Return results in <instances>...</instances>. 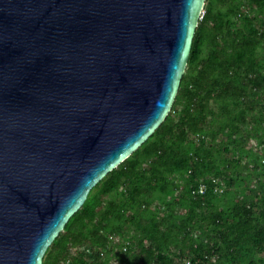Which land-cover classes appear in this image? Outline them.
Returning a JSON list of instances; mask_svg holds the SVG:
<instances>
[{
    "label": "water",
    "instance_id": "95a60500",
    "mask_svg": "<svg viewBox=\"0 0 264 264\" xmlns=\"http://www.w3.org/2000/svg\"><path fill=\"white\" fill-rule=\"evenodd\" d=\"M205 0H0V264H42L168 115Z\"/></svg>",
    "mask_w": 264,
    "mask_h": 264
},
{
    "label": "rangeland",
    "instance_id": "374dc122",
    "mask_svg": "<svg viewBox=\"0 0 264 264\" xmlns=\"http://www.w3.org/2000/svg\"><path fill=\"white\" fill-rule=\"evenodd\" d=\"M238 2L242 6L247 4L243 13L262 33L264 7H251L249 0H215L213 11L225 12ZM205 10L204 6L200 19ZM263 42L257 43L255 52L259 78H264ZM226 48L229 51V45ZM211 50V43L205 42L200 59H206ZM199 70L200 66H191L186 79L190 81ZM204 73L202 80L218 76L208 71ZM239 83L235 87L237 91L241 88L239 98L228 96L218 99L215 91L205 101L204 89H201L202 99H199L202 106H196L199 99L194 103L188 102L190 109L185 113H182V108L186 102L176 101L170 124L175 126L180 119L185 123L193 120L196 129L201 128L204 132H197L187 125L182 127L181 124L185 130L181 137L187 167L180 171H166L163 164V168L158 167L157 164L161 165L158 158H140L141 166L134 179L128 176L121 178L118 186L107 194L93 190L95 221L83 218L72 224L71 232L83 230L89 234L97 230L100 237H88L77 246L68 242L66 250L58 256V264H72L73 258L80 256V264H94L98 252H102L98 264H146L143 262L146 248L155 250L156 239L167 242L164 254L170 258L169 264H185L199 252L204 259L197 258L196 264H264V251L244 247L238 252L235 250L231 260L224 249L216 252L214 249L217 246H213L215 235L218 238L219 233L224 231L220 225L211 224L210 218L216 213L228 215L235 205L248 204L253 206L254 214L264 211V81L262 87L256 90L248 89L243 79ZM158 169L162 171L157 172ZM153 174L157 176L152 179ZM134 187L140 190L135 203L128 200L129 191L133 192ZM110 205L115 207L114 212L113 208H108ZM104 213H107V219H104ZM130 216L135 217L134 223ZM138 222L147 230L153 225V229L157 230L155 237L143 233ZM104 234H107L106 244L102 241ZM199 246L202 248L200 251ZM158 262L152 258L147 264Z\"/></svg>",
    "mask_w": 264,
    "mask_h": 264
},
{
    "label": "trees",
    "instance_id": "16d2710c",
    "mask_svg": "<svg viewBox=\"0 0 264 264\" xmlns=\"http://www.w3.org/2000/svg\"><path fill=\"white\" fill-rule=\"evenodd\" d=\"M215 0H205L204 6L206 8L203 18H199L198 25L195 29L189 56L187 59L186 67L182 75L178 92L176 94L173 105L165 117L164 121L155 130L152 136L147 139L135 152H133L126 160L119 164L117 168L107 174L89 193L86 201L82 207L69 219L64 229L55 238L52 244L47 249L42 264H58V256L62 255V252L66 250V245L71 242L73 246L82 244V241H86L88 237L98 238L100 233L97 230L88 232L85 234L83 230H72V224L77 221H82L83 218H87L89 222L95 221V215L93 212V201L95 197L92 195L96 190L99 194H107L114 190L120 179L128 176L134 179L135 172L141 166L140 158L151 159L156 157L160 160V164H157L159 168L162 164L166 167V171L183 170L187 167V159H185L181 136L185 134V130L181 128L187 125L190 129H194L197 132L204 133L202 129H196V124L193 120H179L177 125H171L170 117L171 112L174 110L176 101L186 102L183 105V112L189 111L188 102H195L201 98V89H204V100L208 101L215 91L218 99H222L228 96L239 98L241 88L239 91L235 89L237 85H240L239 80L244 81V84L248 89L256 90L262 87L264 78H259L257 74V64L255 62L256 48L259 41H264V31L259 33L254 27L253 21L245 13V5L240 2L231 6L225 12H214L213 4ZM219 1V0H218ZM224 2V0H222ZM207 4V6H206ZM249 6L254 8H263L264 0H249ZM203 6V8H204ZM212 34L213 37H209ZM211 43L213 50L207 56L206 59H200V51L205 42ZM223 45V47L221 46ZM230 47L229 51L226 46ZM264 47V42L261 43ZM264 50V48H263ZM200 66V70L194 78L190 81L186 79V73L190 72V67ZM204 71H208L211 74H217L218 76L211 80H202V76H205ZM205 82V83H202ZM191 83V84H190ZM195 87H198L196 89ZM202 99V98H201ZM202 101L199 99L196 102L197 107L202 106ZM201 111V109H200ZM201 118L204 119L203 116ZM182 121V122H181ZM222 131V129H220ZM176 132V133H175ZM204 143V141H203ZM158 169L157 172H161ZM155 173V170H152ZM157 174L152 175V179ZM159 178V177H158ZM94 190V191H93ZM138 193L140 190L136 187L133 188V192L129 191L128 200L133 203L137 202ZM108 208L115 207L110 205ZM104 219H107V213L103 214ZM132 223H134V216H130ZM212 225H220L224 231L219 233V237L213 241L215 245V251L219 252L224 249L228 258L235 256L234 251L247 247L254 250L264 251V211L254 214L253 206L248 205H235L232 207L230 214L216 213L210 218ZM138 227L143 228V233L151 235L154 238L156 235V228L153 229V225L150 230L147 227H141L138 222ZM66 233L67 236L64 234ZM107 234H104V243L107 242ZM162 240V239H161ZM157 244L155 250L146 248L144 263H148L149 259L156 258L159 260L158 264H169L170 258L164 254V244L166 241H160L156 239ZM219 241V243H218ZM199 251L202 249L198 247ZM192 250V249H191ZM194 249L192 251H198ZM182 254V253H180ZM101 253L95 255L94 264H98L100 261ZM204 256V255H203ZM199 254L195 255L190 261L195 263L197 258L203 260L204 257ZM81 256L79 258H73L72 264L82 263Z\"/></svg>",
    "mask_w": 264,
    "mask_h": 264
},
{
    "label": "built area",
    "instance_id": "2783aa9c",
    "mask_svg": "<svg viewBox=\"0 0 264 264\" xmlns=\"http://www.w3.org/2000/svg\"><path fill=\"white\" fill-rule=\"evenodd\" d=\"M185 264H196V262L192 263L190 260H188Z\"/></svg>",
    "mask_w": 264,
    "mask_h": 264
}]
</instances>
